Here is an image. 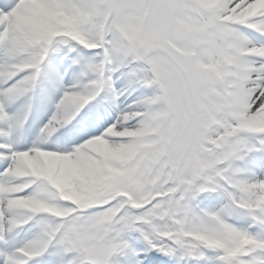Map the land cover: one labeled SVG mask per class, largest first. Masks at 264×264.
Listing matches in <instances>:
<instances>
[{"label":"snow or ice","instance_id":"snow-or-ice-1","mask_svg":"<svg viewBox=\"0 0 264 264\" xmlns=\"http://www.w3.org/2000/svg\"><path fill=\"white\" fill-rule=\"evenodd\" d=\"M0 264H264V0H0Z\"/></svg>","mask_w":264,"mask_h":264}]
</instances>
